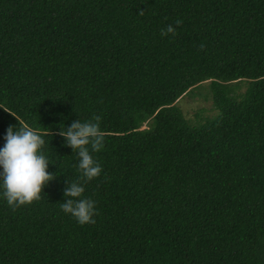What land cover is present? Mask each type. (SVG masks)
Wrapping results in <instances>:
<instances>
[{
	"label": "trees",
	"instance_id": "1",
	"mask_svg": "<svg viewBox=\"0 0 264 264\" xmlns=\"http://www.w3.org/2000/svg\"><path fill=\"white\" fill-rule=\"evenodd\" d=\"M205 81L218 113L195 125L178 100ZM94 114L80 225L58 133ZM19 122L56 178L15 210L0 180V264H264V0H0V149Z\"/></svg>",
	"mask_w": 264,
	"mask_h": 264
},
{
	"label": "clouds",
	"instance_id": "2",
	"mask_svg": "<svg viewBox=\"0 0 264 264\" xmlns=\"http://www.w3.org/2000/svg\"><path fill=\"white\" fill-rule=\"evenodd\" d=\"M141 10L139 15L143 16ZM182 20L175 21L180 26ZM176 34V27L172 24L162 28V37ZM201 45V49H203ZM100 115H93L91 119L73 121L71 126L61 127L58 135L65 138V146L73 149L78 157L77 171L80 173L76 180L69 181L64 189L65 202L59 204L65 214H70L80 225L94 224V217L98 215L96 201L84 196L87 185L94 178L100 176L103 168L91 153L100 152L104 147L105 133L100 127ZM6 144L0 149V173L3 196L7 204L15 210L24 205H31L39 201L43 187L56 178V174L48 172V165L52 162L43 152L45 140L33 128L21 124L18 127L9 126ZM91 150V151H90Z\"/></svg>",
	"mask_w": 264,
	"mask_h": 264
},
{
	"label": "rangeland",
	"instance_id": "3",
	"mask_svg": "<svg viewBox=\"0 0 264 264\" xmlns=\"http://www.w3.org/2000/svg\"><path fill=\"white\" fill-rule=\"evenodd\" d=\"M244 88L243 86L241 90ZM211 91L210 81H205L200 84V87L193 88L178 100V105L185 116L195 125L218 113L211 98Z\"/></svg>",
	"mask_w": 264,
	"mask_h": 264
}]
</instances>
